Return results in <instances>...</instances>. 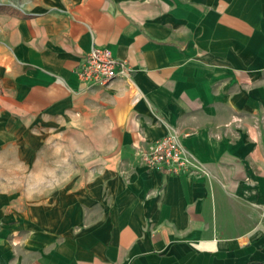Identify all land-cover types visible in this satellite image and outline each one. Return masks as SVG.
Wrapping results in <instances>:
<instances>
[{"label": "crops", "instance_id": "0c3cea01", "mask_svg": "<svg viewBox=\"0 0 264 264\" xmlns=\"http://www.w3.org/2000/svg\"><path fill=\"white\" fill-rule=\"evenodd\" d=\"M93 42L132 79L83 89L76 68ZM58 126L78 143L48 198L0 192V264H264V0L1 11L0 152L37 159ZM169 131L188 173L138 162L136 148Z\"/></svg>", "mask_w": 264, "mask_h": 264}, {"label": "built area", "instance_id": "2783aa9c", "mask_svg": "<svg viewBox=\"0 0 264 264\" xmlns=\"http://www.w3.org/2000/svg\"><path fill=\"white\" fill-rule=\"evenodd\" d=\"M76 73L83 89H95L112 83L114 80H131V67L127 61L117 59L110 49L92 43L88 53L79 61ZM143 97L136 91L135 100ZM137 157L140 165L148 169L170 174L188 173L192 164L190 151L183 143L182 135L169 131L162 138L150 141L146 146H138Z\"/></svg>", "mask_w": 264, "mask_h": 264}, {"label": "rangeland", "instance_id": "374dc122", "mask_svg": "<svg viewBox=\"0 0 264 264\" xmlns=\"http://www.w3.org/2000/svg\"><path fill=\"white\" fill-rule=\"evenodd\" d=\"M19 3L21 0H0V12L5 11L6 8L14 9V6H19ZM48 132H52L51 129ZM62 134H69L70 140L76 139L75 133L66 131V127L58 126L53 132L54 140L44 144L39 150L37 159L32 161L29 159L17 160L16 154L8 148L0 152V192H8L14 198L15 204L23 200L28 202L48 198L53 186L49 183L54 184L55 180L63 175L62 163L65 158L62 157V151L68 148L76 149L78 143L77 140H67ZM70 160L71 165L79 163L77 154L71 156L67 161ZM49 166L59 169L57 173L61 175L49 174L47 169Z\"/></svg>", "mask_w": 264, "mask_h": 264}]
</instances>
